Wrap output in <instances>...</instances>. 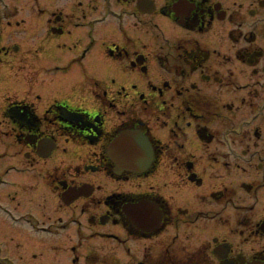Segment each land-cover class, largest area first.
I'll return each instance as SVG.
<instances>
[{
    "label": "flooded vegetation",
    "instance_id": "af4514ba",
    "mask_svg": "<svg viewBox=\"0 0 264 264\" xmlns=\"http://www.w3.org/2000/svg\"><path fill=\"white\" fill-rule=\"evenodd\" d=\"M0 95L2 220L57 264H264V0H0Z\"/></svg>",
    "mask_w": 264,
    "mask_h": 264
},
{
    "label": "rangeland",
    "instance_id": "374dc122",
    "mask_svg": "<svg viewBox=\"0 0 264 264\" xmlns=\"http://www.w3.org/2000/svg\"><path fill=\"white\" fill-rule=\"evenodd\" d=\"M37 58L40 59V56ZM36 66L37 64L34 62L31 67L34 72L36 71ZM27 79L31 81V79ZM39 83L41 84V82ZM33 85L35 90L36 84L33 83ZM4 100H6V98L2 99V95H0V102ZM1 126L7 128L9 125L7 121L3 120ZM4 149L7 148H5V145H2L0 142V151H3ZM53 155L54 161L57 165L66 167L72 163V156L69 154V152L55 151ZM10 160L11 156L9 152L4 153L2 156H0L1 166H6ZM98 183H101L106 188L107 185L111 183V180H109L108 176L105 174H101L98 177ZM121 186H123V184ZM112 188H115V186ZM53 208L52 201L50 200L46 210H42L39 205H36L35 207L33 206L31 209L34 212L38 211L40 214L39 217H42L45 220V218L51 219V217H56L55 215L57 212L54 211ZM25 210H27V205L25 203L17 205V212H23ZM64 216H66L65 213ZM21 220L27 222L26 225H28L29 221L27 218H21L17 221V223ZM27 231L31 236H28L26 239H24L22 233H26ZM36 231L41 232V230L38 229H36ZM67 234L70 236H74L76 234L73 226H69ZM66 237L68 236L66 235ZM86 241L88 240H84V243H86ZM65 244H68V241ZM59 248L60 246L55 244L52 238L42 237L39 235L35 236V234L29 230V227L17 224L12 225L11 223L3 221L2 214H0V264H57L56 262L59 259L61 253ZM116 256L121 257V253L114 252L110 254H103L102 258H100L97 262L90 261L88 264H110L112 260L111 258ZM64 259L63 264H67V258L64 257ZM61 261L62 259L60 262Z\"/></svg>",
    "mask_w": 264,
    "mask_h": 264
},
{
    "label": "water",
    "instance_id": "95a60500",
    "mask_svg": "<svg viewBox=\"0 0 264 264\" xmlns=\"http://www.w3.org/2000/svg\"><path fill=\"white\" fill-rule=\"evenodd\" d=\"M137 132L140 133L139 131H137ZM124 137H125V135L118 140V142L115 144V146H116V148L119 149V151H122V149H123V152H127V153L132 154V152L136 151L134 145L136 144V141H138V140L130 136V137H128V145H125L123 143ZM144 140H145V142L143 143V145H141V143L139 142L140 147H142L141 152L145 155H150L151 154V147H150L149 141L145 136H144ZM138 161L140 163L139 168L144 167L148 163V160H146L145 158H139ZM149 162H150V160H149ZM127 163L129 165H132L133 161L129 158Z\"/></svg>",
    "mask_w": 264,
    "mask_h": 264
}]
</instances>
